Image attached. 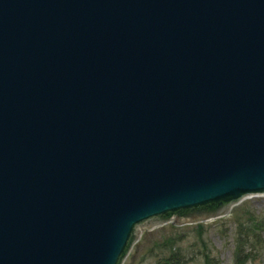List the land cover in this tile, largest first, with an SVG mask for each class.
Returning a JSON list of instances; mask_svg holds the SVG:
<instances>
[{"label": "water", "instance_id": "water-1", "mask_svg": "<svg viewBox=\"0 0 264 264\" xmlns=\"http://www.w3.org/2000/svg\"><path fill=\"white\" fill-rule=\"evenodd\" d=\"M252 194L264 0H0V264H122Z\"/></svg>", "mask_w": 264, "mask_h": 264}, {"label": "rangeland", "instance_id": "rangeland-1", "mask_svg": "<svg viewBox=\"0 0 264 264\" xmlns=\"http://www.w3.org/2000/svg\"><path fill=\"white\" fill-rule=\"evenodd\" d=\"M138 228L122 264H264V194L247 195L214 219Z\"/></svg>", "mask_w": 264, "mask_h": 264}, {"label": "trees", "instance_id": "trees-1", "mask_svg": "<svg viewBox=\"0 0 264 264\" xmlns=\"http://www.w3.org/2000/svg\"><path fill=\"white\" fill-rule=\"evenodd\" d=\"M245 236H247V235H245ZM245 236H244V234H241L239 237L242 238V237H245Z\"/></svg>", "mask_w": 264, "mask_h": 264}]
</instances>
